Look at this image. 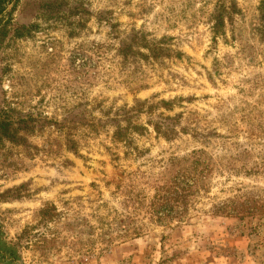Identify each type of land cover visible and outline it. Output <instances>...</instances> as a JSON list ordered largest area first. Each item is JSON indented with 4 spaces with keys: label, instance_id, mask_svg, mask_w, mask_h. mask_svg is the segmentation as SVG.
Returning a JSON list of instances; mask_svg holds the SVG:
<instances>
[{
    "label": "rangeland",
    "instance_id": "374dc122",
    "mask_svg": "<svg viewBox=\"0 0 264 264\" xmlns=\"http://www.w3.org/2000/svg\"><path fill=\"white\" fill-rule=\"evenodd\" d=\"M11 19L29 30L0 46V115L28 127L0 141V264H264V217H242L264 199V0H17ZM198 157L204 187L154 206Z\"/></svg>",
    "mask_w": 264,
    "mask_h": 264
},
{
    "label": "trees",
    "instance_id": "16d2710c",
    "mask_svg": "<svg viewBox=\"0 0 264 264\" xmlns=\"http://www.w3.org/2000/svg\"><path fill=\"white\" fill-rule=\"evenodd\" d=\"M16 3L17 0H0V46L6 38H21L28 33L29 27L17 26L12 28L11 26V13L14 10ZM3 116L0 115V141L8 140L9 142L14 143L23 142L24 139L19 135V130L28 127L27 121L21 120L19 122V124H23V127H25L21 128L22 126L20 125L15 126L13 122L8 119L7 114H4ZM199 157L194 158L192 161L191 169L194 174L193 176H190L191 174L189 172L185 174L182 172L183 174L179 175V177H174L167 187H158L155 195L154 206H162L163 204L167 205L169 201H171V195L178 192L179 195L177 196V199H179V201L184 200L187 196L196 193L197 191L195 192V189L198 190L199 187H204L202 185L205 184L202 181L206 179V176L211 172V169L209 168V162L204 160V158L202 159V157ZM200 182L203 183L201 186L199 185ZM193 188L194 191L192 190ZM244 204L246 206H244V210L242 211H245V214H243L242 217H250L253 213H258L260 215L259 217H264V199H253L252 204H248V202H245ZM252 205H256V207ZM158 213L159 212H156V214Z\"/></svg>",
    "mask_w": 264,
    "mask_h": 264
}]
</instances>
